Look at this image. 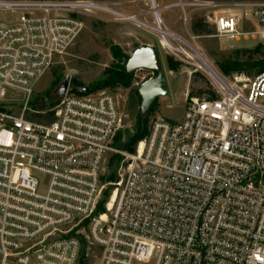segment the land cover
<instances>
[{"label": "built area", "instance_id": "1", "mask_svg": "<svg viewBox=\"0 0 264 264\" xmlns=\"http://www.w3.org/2000/svg\"><path fill=\"white\" fill-rule=\"evenodd\" d=\"M148 1L156 26L143 23L216 97H191L181 120H156L128 151L114 147L123 120L105 90L68 85L52 119L25 114L82 18L135 17L93 0H0V264H264V71L211 69L159 11L185 22L190 8L209 11L216 37L264 43V0ZM112 152L122 163L109 180Z\"/></svg>", "mask_w": 264, "mask_h": 264}, {"label": "rangeland", "instance_id": "2", "mask_svg": "<svg viewBox=\"0 0 264 264\" xmlns=\"http://www.w3.org/2000/svg\"><path fill=\"white\" fill-rule=\"evenodd\" d=\"M108 4H118L119 10L127 15L134 16V20H111L106 15L98 17L86 15L83 19L84 26L76 37L70 48L62 55L55 58L53 66L42 76L34 86L31 108L27 110L26 116L47 121V112L58 100V91L66 78H69V87L78 90L92 88L98 80L103 77L104 72L116 62L112 53V48H119L122 53L129 58L133 52L140 47L153 46L159 50L161 61L166 77L168 94L160 96L153 104V110L147 113L148 132L152 124L159 119L179 121L183 118L185 109L190 101L189 94L196 93L200 89H212L211 78L206 73L194 71V68L172 55L161 45L160 34L154 29L144 26L146 22L156 26L153 11L150 9L148 0H93ZM172 0H158L160 6ZM228 1V0H225ZM258 1V0H254ZM166 26L183 40L195 46L204 58L213 65L221 74L219 62L227 58L239 57L246 60L250 53L243 50L255 49L262 44L260 52L251 53L253 60L264 57V43L254 39H221L214 35L212 22L208 20L209 11L189 9V19L185 22L182 13L178 8L172 10H159ZM247 17L250 18V10H246ZM9 14L0 13V22L8 20ZM196 18H203L208 23V32L197 34L192 30L193 21ZM2 19V20H1ZM254 22V19H252ZM141 22V23H140ZM248 29L250 24H245ZM196 37V40L193 37ZM177 46L183 45L180 40H173ZM239 51V52H238ZM171 57L176 63L177 68L171 69L167 63V58ZM196 59V58H195ZM153 72L146 69H138L134 72L132 86L124 88L118 86L114 89H99L113 93L120 105L122 114V126L117 133L114 147L122 149V144L135 131L138 115L141 114V96L134 93V89L139 88L140 84L151 77ZM224 75V74H223ZM204 94H207L204 93ZM203 94V95H204ZM14 97L20 98V94ZM195 97V96H192ZM16 112H21L22 107L16 106ZM31 110H38L42 115L35 116ZM35 120V119H34ZM120 155L112 152L104 167V176L118 174L122 160Z\"/></svg>", "mask_w": 264, "mask_h": 264}, {"label": "trees", "instance_id": "3", "mask_svg": "<svg viewBox=\"0 0 264 264\" xmlns=\"http://www.w3.org/2000/svg\"><path fill=\"white\" fill-rule=\"evenodd\" d=\"M192 30L197 34L208 32V23L203 18H196L193 21ZM261 48L262 44H259L255 47V49L243 50L246 53H250V56L246 60H241L239 57L224 59L218 64L220 70L225 76H233L235 74H245L247 76H254L257 73L264 71V57H261L256 60H253L251 57V53L260 52ZM112 53L115 57L116 62L113 64V66H111L104 72L103 77L92 86L90 91H96L105 88L114 89L118 86L124 88H129L132 86L134 73H128L126 70V63L129 60V57L122 53V51L117 47L112 48ZM167 63L171 69L177 68L176 63L171 57L167 58ZM73 89L78 90L76 88ZM206 92L207 94H204ZM134 93L136 94V96H138L139 94L137 89H134ZM189 96L215 98L216 94L212 89L209 88L208 90L200 89L196 93L191 92ZM150 110H153V108L151 107ZM48 118H53L52 113H50ZM147 125L148 119L142 121L141 114L138 115L135 131L132 134L128 135V137L122 144V149L133 151L138 141L142 140L145 136H147ZM114 178V175H110L108 177L109 180H112ZM81 261V264H85L84 257Z\"/></svg>", "mask_w": 264, "mask_h": 264}, {"label": "water", "instance_id": "4", "mask_svg": "<svg viewBox=\"0 0 264 264\" xmlns=\"http://www.w3.org/2000/svg\"><path fill=\"white\" fill-rule=\"evenodd\" d=\"M138 69H146L153 72V75L144 80L138 92L141 96L140 112L142 121H145L147 113L150 111L155 100L160 96L168 94V87L166 77L161 61L159 50L153 46H144L137 48L130 56L126 63V70L128 73H134ZM69 78L67 77L64 83L60 86L58 94L61 96L65 93ZM86 88L84 91H88Z\"/></svg>", "mask_w": 264, "mask_h": 264}, {"label": "bare ground", "instance_id": "5", "mask_svg": "<svg viewBox=\"0 0 264 264\" xmlns=\"http://www.w3.org/2000/svg\"><path fill=\"white\" fill-rule=\"evenodd\" d=\"M154 12L155 13H158V10H154ZM159 19H161V18H159ZM158 19V17H156V21H158L159 20ZM130 20L132 21H136L137 19H134V18H130ZM141 23V22H140ZM142 24L143 25H141V26H146L143 22H142ZM146 27H148V28H150V29H154V30H156V31H158V27H152V26H146ZM161 45L163 46V44L161 43ZM200 61H204L205 63H207L210 67H211V69H213L214 68V66L213 65H211L203 56H201L200 54H198L197 56H196ZM211 74H213L214 75V72L211 70Z\"/></svg>", "mask_w": 264, "mask_h": 264}]
</instances>
